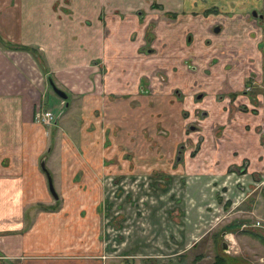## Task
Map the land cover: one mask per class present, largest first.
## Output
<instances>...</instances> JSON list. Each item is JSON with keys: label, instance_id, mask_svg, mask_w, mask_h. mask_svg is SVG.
Wrapping results in <instances>:
<instances>
[{"label": "rangeland", "instance_id": "374dc122", "mask_svg": "<svg viewBox=\"0 0 264 264\" xmlns=\"http://www.w3.org/2000/svg\"><path fill=\"white\" fill-rule=\"evenodd\" d=\"M139 1L96 0L78 23L73 0H51L66 27L51 28L47 46L1 42L33 57L49 85L37 107L53 114L38 161L54 171L56 197L42 188L25 244L64 264H264L254 235H264V184L245 199L258 214L237 205V184L264 178V46L242 44L263 39L260 21ZM50 65L78 94L53 97L49 81L64 86ZM250 160L263 167L249 171Z\"/></svg>", "mask_w": 264, "mask_h": 264}, {"label": "crops", "instance_id": "0c3cea01", "mask_svg": "<svg viewBox=\"0 0 264 264\" xmlns=\"http://www.w3.org/2000/svg\"><path fill=\"white\" fill-rule=\"evenodd\" d=\"M176 1L174 0V2ZM95 2L96 0H85L84 3L81 0L78 3L74 0L73 3L71 2L70 9L76 15L75 20L77 19L78 23L86 20L87 13H94V15L97 13V3ZM139 2L137 0V5ZM50 3L51 0H0V38L14 44L32 45L35 43L47 46L50 42V29L66 27L64 23L57 21L54 11L50 10ZM82 5L86 7L85 10L80 8ZM184 5L186 11H207L209 8L210 11L219 13L232 11L237 15V11L245 13L253 9L260 13L264 8V1L185 0ZM236 19L237 17L230 19V25L225 26L229 28V31H234L237 28ZM206 24L207 21H204V25L201 27L204 29ZM231 37L232 34L229 35V38ZM257 39L258 37L255 41L245 36L242 44L249 43L250 46H256ZM256 53L261 56L260 53ZM30 64L36 68L40 90L35 88L32 79L28 77L32 74ZM50 67L54 78L57 79L55 83L58 84L63 72L53 65ZM43 76L45 74L40 73L33 57L28 52L3 47L0 42V264H64L58 260L34 258V246L25 244L29 237L28 230H32L35 218L41 212L39 211L41 208H34V203L45 200L48 191L46 178L39 168L38 161L46 141L49 139L46 133L48 126L33 120L35 109L42 99L43 93L45 98L49 97L48 91L45 93V87L49 85ZM60 84L63 83L60 82ZM88 85L89 89L93 87L92 82L89 84L86 82L83 84V89L87 90ZM62 86H64V92H75V94L79 92V90H73L66 85ZM54 96L57 97L53 94ZM256 144L257 141L254 139V145ZM250 163L249 171L263 167L257 161L250 160ZM49 172L54 184L56 175L51 168ZM263 184L264 178L257 184L253 177L247 187H239L240 184H237V188H240L242 192V196L237 198V205L243 204V207L239 208L241 214H258L257 205H254V202H245V199ZM35 188L41 190L38 193L39 196L35 194ZM42 188L47 190L46 193L44 192L45 194L42 193ZM28 207L30 208L28 209ZM24 223H26V227ZM246 224L248 229L250 226L256 227L253 226V223ZM244 229L239 225V230L243 231Z\"/></svg>", "mask_w": 264, "mask_h": 264}, {"label": "water", "instance_id": "95a60500", "mask_svg": "<svg viewBox=\"0 0 264 264\" xmlns=\"http://www.w3.org/2000/svg\"><path fill=\"white\" fill-rule=\"evenodd\" d=\"M252 14H253V13H252ZM49 84H50V86H51V89H52L53 93H54L58 98H60V99H62V100L66 98V94H65V92H64L63 90L57 88V87L52 83L51 80L49 81ZM54 122H55V120H54ZM39 168H40V170H41V171L44 173V175H45L46 183H47V189H48L49 193L51 194V196H52L53 198H55L56 195H55V192H54V188H53V184H52L51 175H50L49 171L47 170V168H46L45 165H44V159H41V160L39 161ZM222 249H224V247H222Z\"/></svg>", "mask_w": 264, "mask_h": 264}, {"label": "built area", "instance_id": "2783aa9c", "mask_svg": "<svg viewBox=\"0 0 264 264\" xmlns=\"http://www.w3.org/2000/svg\"><path fill=\"white\" fill-rule=\"evenodd\" d=\"M53 119V114L51 111L42 109V107H37L35 109L34 115H33V120L37 123H40L42 125H49L51 120ZM259 223L256 221L253 226H257ZM245 225H242L241 228H245ZM259 227V226H257Z\"/></svg>", "mask_w": 264, "mask_h": 264}, {"label": "flooded vegetation", "instance_id": "af4514ba", "mask_svg": "<svg viewBox=\"0 0 264 264\" xmlns=\"http://www.w3.org/2000/svg\"><path fill=\"white\" fill-rule=\"evenodd\" d=\"M264 1V0H263ZM213 11V10H212ZM211 12V11H210ZM230 12H232V11H230ZM205 13V12H204ZM208 13V12H207ZM206 13V14H207ZM249 13V16L251 17V18H253V20H259L260 21V24H259V27L261 26L262 28H263V39L262 38H258V40H263V46H264V8H262V10H261V12L259 13L256 9H253V10H251V11H249L248 12ZM253 13V14H252ZM257 27V26H256ZM258 28V27H257ZM213 31L214 32H218V27L217 26H215L214 28H213ZM259 33H260V28H259ZM259 37V36H258ZM260 37H261V35H260ZM261 48V47H260ZM263 49H264V47H262ZM261 53H262V55H264V50H263V52L261 51ZM263 61H264V57H263ZM260 64L262 65V62L260 61ZM262 70H263V73H264V66H263V68H262ZM264 80V79H263ZM264 82V81H263ZM264 87V86H263ZM62 100V99H61ZM263 136V135H262ZM262 148H264V144H263V147ZM246 228V227H245Z\"/></svg>", "mask_w": 264, "mask_h": 264}, {"label": "trees", "instance_id": "16d2710c", "mask_svg": "<svg viewBox=\"0 0 264 264\" xmlns=\"http://www.w3.org/2000/svg\"><path fill=\"white\" fill-rule=\"evenodd\" d=\"M0 42H2V44L4 46H9V43L2 40L0 38ZM15 47H20V46H15ZM244 233H248V232H251V231H247V230H243ZM252 233V232H251ZM255 233V232H254ZM256 235V237L258 238L259 242L264 245V235H261V234H254ZM221 246V245H220ZM215 264H222V259L220 257H215V260H214Z\"/></svg>", "mask_w": 264, "mask_h": 264}]
</instances>
